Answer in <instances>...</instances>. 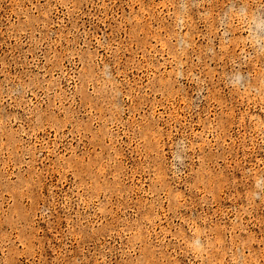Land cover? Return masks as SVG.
<instances>
[{"label": "rangeland", "instance_id": "374dc122", "mask_svg": "<svg viewBox=\"0 0 264 264\" xmlns=\"http://www.w3.org/2000/svg\"><path fill=\"white\" fill-rule=\"evenodd\" d=\"M0 264H264V0H0Z\"/></svg>", "mask_w": 264, "mask_h": 264}]
</instances>
